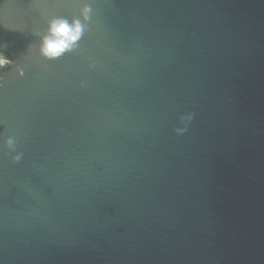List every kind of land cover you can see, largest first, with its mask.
Segmentation results:
<instances>
[{
    "label": "water",
    "instance_id": "obj_1",
    "mask_svg": "<svg viewBox=\"0 0 264 264\" xmlns=\"http://www.w3.org/2000/svg\"><path fill=\"white\" fill-rule=\"evenodd\" d=\"M0 45V264H264V0H0Z\"/></svg>",
    "mask_w": 264,
    "mask_h": 264
},
{
    "label": "clouds",
    "instance_id": "obj_2",
    "mask_svg": "<svg viewBox=\"0 0 264 264\" xmlns=\"http://www.w3.org/2000/svg\"><path fill=\"white\" fill-rule=\"evenodd\" d=\"M92 8L85 3L79 10V16L73 19H68L61 16H53L47 21L46 29L42 32H36L34 35L38 37V52L45 60L53 61L62 57L65 53L75 52L78 49V42L83 34L87 31V25L90 20ZM6 45H0V73L8 66H15V62L8 59L3 50ZM93 67V65H89ZM19 75L23 76L22 68L17 66ZM2 79V76H0ZM194 113H187L180 116L179 127L174 128L177 136L184 135L188 131V125L193 120ZM18 140L13 136H8L3 140L4 147L12 155L13 163H19L22 158V153L16 151Z\"/></svg>",
    "mask_w": 264,
    "mask_h": 264
}]
</instances>
